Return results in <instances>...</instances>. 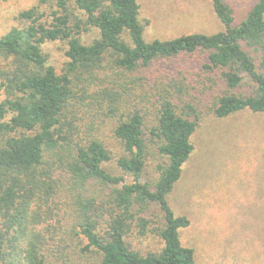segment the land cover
<instances>
[{
	"label": "trees",
	"instance_id": "obj_1",
	"mask_svg": "<svg viewBox=\"0 0 264 264\" xmlns=\"http://www.w3.org/2000/svg\"><path fill=\"white\" fill-rule=\"evenodd\" d=\"M211 4L223 30L150 41L143 36L137 0H36L17 13L15 25L0 36V264H68L65 243L79 233L86 241L81 251L97 253L98 264H194L193 249L179 239L189 219L175 215L167 202L193 150V107L187 105L193 118L183 116L166 91L154 124L147 126L138 109L120 113L118 94L108 92L107 108L97 107L119 114L113 134L125 152L116 160L120 174L104 167L112 157L104 140L94 133L79 137V125L83 98L92 97L89 90L108 65L131 72L196 51L207 53L204 66L220 70L226 87L211 112L226 117L248 109L261 113L264 125V0L235 24L225 0ZM90 28L98 36L85 43ZM53 41L66 45L59 70L43 48ZM250 51L260 55L258 66ZM244 77L253 91L232 92ZM151 155L158 159V177L150 185L143 168ZM91 183L108 188L105 202L86 195ZM63 194L73 200L78 231L52 211ZM153 209L160 214L158 225L150 220ZM134 228L158 235L160 249L142 254L132 248L127 237Z\"/></svg>",
	"mask_w": 264,
	"mask_h": 264
},
{
	"label": "rangeland",
	"instance_id": "obj_2",
	"mask_svg": "<svg viewBox=\"0 0 264 264\" xmlns=\"http://www.w3.org/2000/svg\"><path fill=\"white\" fill-rule=\"evenodd\" d=\"M137 1L146 41L188 33L212 34L224 29L211 0ZM225 1L233 10L235 24L245 17L256 0ZM35 3L36 0H0V36L15 25L19 11ZM96 36L97 31L90 28L82 39L88 43ZM43 48L49 64L59 70L67 60L66 45L53 41L45 43ZM250 53L258 66L260 55ZM207 62V53L196 51L170 59L160 58L131 72L108 65L92 87L95 89L92 94L89 90L92 97L83 98V118L79 125L83 133L79 132V137L92 133L100 136L112 155L104 167L113 174H120L116 160L125 152L113 134L119 114L113 115L97 107L103 104L107 108V93L118 94L116 102L120 113L132 108L143 113L147 126L154 124L158 98L164 92L171 93L172 103L183 116L187 113L193 118L194 113L187 108L190 104L198 115L197 128L190 138L193 150L167 195L174 214L189 219V225L179 229L180 242L193 249L194 264H264L263 116L243 109L226 117H216L211 108L226 87L221 71L205 67ZM253 89V83L244 77L231 91L248 95ZM2 98L0 94V100ZM155 157L151 155L143 168V178L150 185L158 177ZM125 179L131 181L129 175ZM106 192L108 188L104 185L91 183L86 195L103 203L107 200ZM69 198L70 195L63 194L62 204H51L52 211H59L64 217L63 224L67 228L77 221L73 200ZM159 216L155 209L151 210L150 220L154 225H158ZM74 230L78 231L79 227L75 225ZM127 240L142 254L157 251L162 245L155 233L148 231L140 235L135 228ZM85 243L80 233L67 240L64 250L69 254L68 264H98L97 253L81 251Z\"/></svg>",
	"mask_w": 264,
	"mask_h": 264
}]
</instances>
